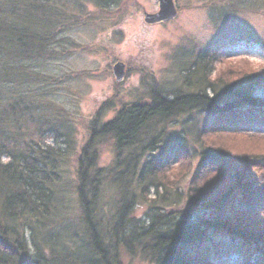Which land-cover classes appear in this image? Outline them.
<instances>
[{
  "label": "trees",
  "instance_id": "obj_1",
  "mask_svg": "<svg viewBox=\"0 0 264 264\" xmlns=\"http://www.w3.org/2000/svg\"><path fill=\"white\" fill-rule=\"evenodd\" d=\"M61 10L53 0H0V264H121V249L141 251L151 264H264V100L253 87L231 85L230 99L215 89L221 81L237 84L250 72L232 67L217 81L205 77L214 94L180 89L169 98L154 86L149 97L124 103L105 122L103 105L71 159V139L65 150L49 141L69 135L64 125L70 112L41 87L54 78L27 63L52 52L53 38L66 26ZM195 113L209 117L196 134L203 144L196 154L183 142L152 157L138 154L147 132ZM106 135L117 155L98 167L96 145ZM223 138L252 146L234 150ZM68 162L75 163L72 178L66 177ZM192 170L179 192L178 182ZM69 184L85 234L84 241L71 234L76 247L59 256L56 246L70 244L62 224ZM106 185L113 189V210L102 224L99 203ZM238 192L240 201L233 205ZM142 200L150 218L136 228L131 215ZM187 213L194 217L179 219Z\"/></svg>",
  "mask_w": 264,
  "mask_h": 264
},
{
  "label": "rangeland",
  "instance_id": "obj_2",
  "mask_svg": "<svg viewBox=\"0 0 264 264\" xmlns=\"http://www.w3.org/2000/svg\"><path fill=\"white\" fill-rule=\"evenodd\" d=\"M175 2L178 7L175 18L150 24L145 21V12L158 11L159 0H53L63 10L61 15L66 26L53 38L49 49L52 52H45L39 59H27L31 66L54 78L52 83L46 81L41 87L70 112V122L64 125V133L69 135L52 136L51 144L65 150L69 145L67 139H71L75 149H70L67 156L74 159L89 138L91 120L103 105L101 122L114 118L124 103L149 97L154 86L161 87L169 98L180 89L204 88L214 94L215 90L206 80L217 81L216 77L232 67L243 73L248 70L250 76L236 80L237 84L217 83L218 94L230 99L231 85L236 90L253 87L254 95L264 100V0ZM118 61L126 64L127 73L117 83L113 66ZM192 117L183 116L182 122L168 123L164 130L161 126L147 132L143 144L146 147H140L138 154L141 151L142 155L152 157L182 142L196 154L203 146L196 134L209 117L199 113ZM161 131L160 137L153 138ZM223 140L234 150L252 146L242 139ZM96 150L98 167L110 165L117 155L113 139L108 135L99 138ZM198 159L194 157V169ZM177 168L171 170L177 171ZM64 169L70 178L74 175L75 163L68 162ZM193 171L178 182L179 192L185 191ZM63 194L69 210L62 224L68 226L63 230H68L65 240L70 244L56 246L59 256L68 255L73 251L72 246L76 247L71 234L77 232L79 241H84L85 234L76 217L79 207L74 185L66 186ZM112 194L109 185L102 188L98 214L102 224L111 219ZM238 201L239 192L231 204ZM147 211L148 204L142 200L131 215V225L141 228L148 222ZM189 214L178 217H194V213ZM120 252L121 264H151L141 251L121 249ZM73 256L77 257L75 253Z\"/></svg>",
  "mask_w": 264,
  "mask_h": 264
},
{
  "label": "water",
  "instance_id": "obj_3",
  "mask_svg": "<svg viewBox=\"0 0 264 264\" xmlns=\"http://www.w3.org/2000/svg\"><path fill=\"white\" fill-rule=\"evenodd\" d=\"M178 15V7L175 0H159V10L156 12H145V21L147 23L168 22ZM126 64L118 61L113 66V74L117 83L124 79L127 69ZM239 179V176L237 175Z\"/></svg>",
  "mask_w": 264,
  "mask_h": 264
}]
</instances>
